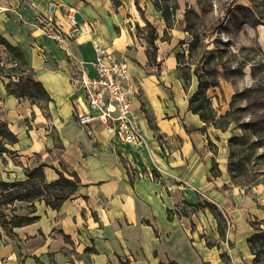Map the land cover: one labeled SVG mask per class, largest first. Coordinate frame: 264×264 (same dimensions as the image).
Returning a JSON list of instances; mask_svg holds the SVG:
<instances>
[{
  "label": "crops",
  "instance_id": "obj_1",
  "mask_svg": "<svg viewBox=\"0 0 264 264\" xmlns=\"http://www.w3.org/2000/svg\"><path fill=\"white\" fill-rule=\"evenodd\" d=\"M125 1L130 2L120 0L116 7L112 0H0V35L21 49L25 72L49 98L32 103L8 92L6 82L19 70H11L14 63L0 44V121L16 136L4 142L12 152L0 154V179H23L24 169L40 163L47 181L57 171L78 179L57 208L34 200L29 212L30 202L15 200L4 210L8 219L12 213L36 218L11 232L0 224V264H254L247 237L254 232L251 219L264 220V187L243 192L230 181L228 135L188 108L197 77L193 69L185 85L177 67L175 54L188 58L191 38L178 11L199 6L176 0L169 28L153 0L145 1L141 21L155 28L156 59L149 62L147 36L140 42L127 31ZM248 2L235 0L233 7H252ZM66 6L75 9V26L64 16ZM129 9L132 13L133 6ZM36 12L51 16L65 32L88 75L94 73L95 45L126 58L129 76L123 85L131 91L141 140L120 141L99 120L88 127L77 124L76 114L88 111L84 94L71 87L68 58L40 30ZM251 25L264 51V20ZM174 177L187 184L167 190ZM200 203L216 207L222 219ZM190 206L195 214L187 211ZM225 221L230 223L225 230L212 224Z\"/></svg>",
  "mask_w": 264,
  "mask_h": 264
},
{
  "label": "trees",
  "instance_id": "obj_2",
  "mask_svg": "<svg viewBox=\"0 0 264 264\" xmlns=\"http://www.w3.org/2000/svg\"><path fill=\"white\" fill-rule=\"evenodd\" d=\"M199 3V11L201 13L194 10L193 7L189 6L184 10V30H186L191 36L190 42L188 43V58L195 54L198 55L196 58L197 64L194 67V73L197 77V88L188 99V108L191 111H194L199 114L200 118L204 121H210L212 125L215 127L225 130L230 122H234L233 117L228 118L229 114H231V110L227 109L225 112L221 113L220 116H216V114L211 110L209 106L208 96L206 95V89L209 86L216 85L217 82L213 80H209L205 77L204 74H212L214 65H221L222 67L227 68L225 62L221 60H217L214 64L210 63V60L214 57L222 56L223 52H226V49L223 47L217 46L216 53L212 52V50L207 49V42H205V37L211 36V32H218L220 28H213L210 32H207L205 28L201 31L195 29V20L202 19L204 13V6ZM153 5L155 8L162 13L163 19L165 21L166 27H173V15L175 14V10L178 7L177 1L173 0L172 2L169 0H153ZM227 12L224 15H228V17L233 20L234 23L240 21L241 23L248 22L249 24H258L261 22L259 17H257L254 12V9L250 6L236 5L234 8L231 6L226 8ZM264 11V10H263ZM222 22V21H221ZM145 26L149 27L147 39L148 41V49L147 56L148 61H155L156 59V45L154 43L155 39V28L148 22L145 21ZM222 30H228L226 25L222 24ZM214 42L221 43L226 45V43L230 42L229 39L223 41L219 37H214ZM0 44L6 47L9 52V60L14 63L11 67V70H19V75L16 79L9 78L6 82V89L9 93L14 94L18 98L25 97L32 103H41L48 101V95L45 89L42 87L41 83L37 80H34L29 74H27L23 68L26 64V60L24 59L23 53L20 48L12 45L6 39H4L0 35ZM245 47H241L244 50ZM207 53L210 56H206ZM177 57V67L181 69V76L185 85H187L190 70L187 68L188 63H181L185 54L182 52H176ZM244 64V62H242ZM200 66V67H199ZM2 65L0 61V70H2ZM203 70V73L199 71V68ZM250 88H244L239 91H236L232 94L235 96H243L247 97ZM231 104V102H230ZM246 107V106H245ZM254 118V117H253ZM243 129L251 130V132L255 135H259L264 132V122L260 118L251 119L248 122L239 123ZM243 134H236L228 136V146L229 153L231 155L232 149L231 146L233 143H236L237 140H244ZM16 140V136L7 130L4 122L0 121V154L3 152H12L10 149L8 150L6 146H4V142H14ZM231 161L229 160L227 163L229 176L231 173L232 178V170ZM45 164L40 163L36 167L26 168L24 169V178L23 179H14V180H2L0 179V224L5 229L6 232H11V229L14 226L24 225L25 223L33 221L35 216H22L12 213L11 218L8 219L5 216L4 210L7 207H11L13 201L22 200L30 202L28 205L29 212H33L34 210V200H42L51 208H57L63 200H65L71 193H73L78 187V179L75 173L71 174V177L64 176L63 173L57 171L58 176L52 181L45 180V176L43 173V166ZM168 215H172V209H168ZM218 215V221L222 219L221 216ZM255 221L251 222L254 228V232L247 237V243L250 251L253 253V263L259 264V261L262 257H264V227L256 226ZM264 223V221H263Z\"/></svg>",
  "mask_w": 264,
  "mask_h": 264
},
{
  "label": "rangeland",
  "instance_id": "obj_3",
  "mask_svg": "<svg viewBox=\"0 0 264 264\" xmlns=\"http://www.w3.org/2000/svg\"><path fill=\"white\" fill-rule=\"evenodd\" d=\"M145 1L146 0H139L138 4L135 5L133 0H130V2L125 1L127 8L124 14L128 19L127 22L129 25L127 31L134 33L135 37L140 42L147 36L149 30V27H146L144 22L141 21L142 15L145 16L147 14ZM169 1L172 2L173 0ZM198 1H200L201 6H204V13L202 19H196L194 21L195 29L201 31L205 28L207 32H210L211 29L220 27L219 29L222 30V24L226 25L228 29L226 31H220L218 29V32H214L215 30H213L211 36L205 37L207 49L212 50L216 55L218 54L216 53L217 46L226 49V52H223L222 56L214 57L210 60V63L214 64L221 58V60L225 62L227 68L222 67L220 64L214 65L213 73L211 75H204L209 80L217 82L216 85L209 86L208 90L206 89V95L208 96L211 110L218 117L221 113L230 109L232 112L229 114L228 118H235L234 122H230L229 126L223 131V135L243 134L245 138L244 140H237L236 143L232 144L231 155L227 144V163L230 160L231 167H233L232 178L230 173V181L243 192L249 191L255 186L264 187V132L255 135L251 130L243 129L239 124L255 118H260L264 122V51L261 50L254 38L251 24L248 22L241 23L240 21L234 23L228 15H224V13L227 12L226 8L230 7V5L234 8L233 2L235 0ZM198 1L194 0L195 9L199 6ZM237 1L249 3L248 1L250 0ZM263 2L264 0H251L250 3L252 9H254L256 13L255 15L259 17L260 20H264ZM119 3L120 0H112V4L116 7ZM132 6V13H130L129 8ZM196 10L201 13L199 8ZM178 14H180L177 16L178 19L184 15L181 10L178 11ZM136 23H138V25ZM214 37H219L223 41L229 39L230 42L226 43V45L217 43L214 42ZM241 47H245L244 50H242ZM181 48H183V45H181ZM186 56L182 59L181 63H188L187 68L192 72L194 67H196V58L198 55L194 53L191 58H187ZM206 56H210V54L207 53ZM242 62H244V64H242ZM199 71L203 73L202 68H199ZM226 83L228 86L225 85ZM244 88H250L246 98L243 96H232L236 91ZM198 206L206 208L212 216H214L215 213H220L216 207H212L209 203H200ZM187 211L193 212L194 214L196 213L191 206L187 208ZM253 221H255L254 223H256V226L264 227L263 219L253 218L250 222ZM227 222L225 221V225L220 226L218 224H212L216 230L221 228L225 230L228 229L230 225V223ZM212 224L210 229L212 228ZM209 237H211V235H209ZM259 264H264V257L260 259Z\"/></svg>",
  "mask_w": 264,
  "mask_h": 264
},
{
  "label": "built area",
  "instance_id": "obj_4",
  "mask_svg": "<svg viewBox=\"0 0 264 264\" xmlns=\"http://www.w3.org/2000/svg\"><path fill=\"white\" fill-rule=\"evenodd\" d=\"M34 6V3H31ZM73 6H66L64 16L67 22L75 26L77 21ZM39 28L49 34L62 48L69 61V81L73 89L80 88L84 94L88 111L76 114L78 125L88 127L99 120L107 133L115 135L120 141L137 142L142 139L140 128L130 109L131 91L124 87L129 71L125 57H115L113 53L101 45H95V56L90 64L93 68L92 76L84 71L86 61L76 55L70 45L65 32L54 22L51 16L36 12ZM167 183V190H172L174 184H187L184 179L173 178Z\"/></svg>",
  "mask_w": 264,
  "mask_h": 264
},
{
  "label": "bare ground",
  "instance_id": "obj_5",
  "mask_svg": "<svg viewBox=\"0 0 264 264\" xmlns=\"http://www.w3.org/2000/svg\"><path fill=\"white\" fill-rule=\"evenodd\" d=\"M181 87V86H180ZM191 113V112H190Z\"/></svg>",
  "mask_w": 264,
  "mask_h": 264
}]
</instances>
